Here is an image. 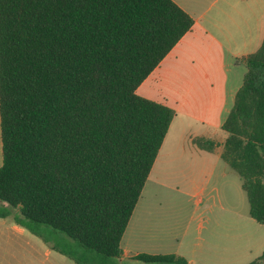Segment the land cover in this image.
I'll return each mask as SVG.
<instances>
[{"label":"trees","instance_id":"obj_1","mask_svg":"<svg viewBox=\"0 0 264 264\" xmlns=\"http://www.w3.org/2000/svg\"><path fill=\"white\" fill-rule=\"evenodd\" d=\"M193 24L173 0H0V217L76 264H188L120 258L175 115L136 89ZM241 62L221 158L264 225V39Z\"/></svg>","mask_w":264,"mask_h":264},{"label":"crops","instance_id":"obj_2","mask_svg":"<svg viewBox=\"0 0 264 264\" xmlns=\"http://www.w3.org/2000/svg\"><path fill=\"white\" fill-rule=\"evenodd\" d=\"M173 1L193 18L194 24L136 89L139 96L175 111L142 192L149 183L157 188H174L180 193L184 186L185 190L189 187L198 211L197 232H202L212 228V216L207 214L213 212L216 202L220 210L238 214L237 207L244 200L240 177L234 183L226 169L219 173L228 190L226 197L220 194L219 185L214 183L208 189L207 184L224 161L221 143L227 134L221 126L241 86L236 82L237 78L234 79L237 73L240 74L241 58L255 52L264 39V0ZM200 138L210 139L215 142V147L210 151L200 148L195 143ZM154 170L162 175L152 177ZM170 173L195 174L190 183L182 176L175 186H170ZM143 198L141 193L123 233L121 261L148 253L176 254L184 257L188 264H210L205 257L209 252L204 251L206 247L203 248L197 239L209 243L205 237L197 236L192 241L188 237V225L181 230L182 223L178 224L176 218L168 216L163 203L151 199L143 201ZM245 198L248 202L247 195ZM248 218L258 226H264L249 215V208ZM168 219H171V226L165 228L162 224ZM23 228L17 223L14 225L18 231ZM253 243L258 245L257 249L250 250L249 260L240 264H264V258L259 259L264 253V242L259 243L256 239ZM241 251L231 254L235 261L228 258L231 264H238L236 257L244 256L240 255ZM52 253L48 249L42 256L36 252L32 257L38 258L35 264H57ZM10 257L16 264H25L24 255L13 252ZM133 262L139 264L140 261Z\"/></svg>","mask_w":264,"mask_h":264},{"label":"rangeland","instance_id":"obj_3","mask_svg":"<svg viewBox=\"0 0 264 264\" xmlns=\"http://www.w3.org/2000/svg\"><path fill=\"white\" fill-rule=\"evenodd\" d=\"M238 69L240 74L237 73L234 76V79L237 78L236 82L241 85L244 75L243 73H245L244 64L239 66ZM223 169H226V172L230 173V180L234 183L239 181V175L237 172L230 168V166L224 161H221L220 168H218L217 172L211 176V179L209 180L210 182L207 186H209L208 189H210L214 183L219 185L220 194H225L223 195L224 198L228 194V190L219 176V173L222 172ZM193 174L195 173H170V177L172 178V180H169L170 186H175L176 182L180 180L182 176H184L185 181L190 183L191 179L194 177ZM156 175L160 176L162 174L157 173L156 170H154L152 177ZM176 175H178L177 179H175ZM199 179L201 180V178ZM190 190L189 187L185 190L184 186L182 193H180L176 189L174 190V188H157L154 184L149 183L142 192V197H144L143 201L151 199L152 202H157L159 200L163 203L168 216L176 218L178 224L182 223L180 226L181 230H183L185 225H188V237L192 239V241L196 240L197 236L205 237L209 243H202L200 238L197 239H199L203 248L206 247L204 251L209 252L205 257L210 264H231L228 258H230L231 262H235L233 261L234 258L232 255L239 254V249H242L240 255L244 254V256H237L236 262L240 264L245 262V260H249L247 254L250 253V250H256L258 246L253 245V242L256 239H258L259 243L264 242V226H258L255 222L249 220V203L245 198V192H242L244 197L242 204L237 207L238 214L233 213L232 210H220L219 203L216 202L213 207V212L207 214L212 216V228L197 232L195 221L198 211L194 205L193 198L191 197L193 191ZM223 203H226L225 200H223ZM1 204L7 205L3 202H0V205ZM15 224L16 221L12 214L6 217H0V262L3 264H16L14 259L10 257L13 252H17L18 255H24V258H22L23 263L35 264L38 261V258L32 257V253L39 252L42 256V253L48 249L53 252L52 255L57 264H76L73 259L59 253L55 249H52L48 243L43 241L39 236L32 234L25 227L23 228V231L14 229ZM162 225L165 228L171 226V219H168V221L164 222ZM245 246L246 249H244ZM5 252H8L7 255L9 257L7 255L5 256ZM198 261H200V259ZM139 264L157 263L139 262Z\"/></svg>","mask_w":264,"mask_h":264}]
</instances>
